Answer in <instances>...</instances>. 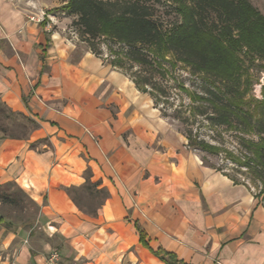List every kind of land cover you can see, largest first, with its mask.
<instances>
[{"label": "crops", "instance_id": "obj_1", "mask_svg": "<svg viewBox=\"0 0 264 264\" xmlns=\"http://www.w3.org/2000/svg\"><path fill=\"white\" fill-rule=\"evenodd\" d=\"M28 17L0 0V101L36 124L25 138L0 136V186L14 183L40 208L41 232L6 231L0 264H44L56 249L68 264H165L136 227L185 264H264L262 203L204 165L63 23ZM86 172L107 192L94 214L67 192Z\"/></svg>", "mask_w": 264, "mask_h": 264}, {"label": "trees", "instance_id": "obj_2", "mask_svg": "<svg viewBox=\"0 0 264 264\" xmlns=\"http://www.w3.org/2000/svg\"><path fill=\"white\" fill-rule=\"evenodd\" d=\"M170 2L180 20L171 26L155 19L154 8L143 0H67L59 11L74 17L72 26L80 42L96 57L124 73L139 92L149 95L155 108L161 106L163 116L172 107L168 103L170 88L162 84L168 74L182 67L189 75L200 78L203 83L196 92L178 86L191 102L192 116L204 118L212 127L260 137L258 142L238 138V145L247 155L240 165L250 171L254 182L262 184L263 193L264 82L261 98L256 100L250 95L249 79L250 71L264 73V15L248 0ZM102 45L106 46L109 60L103 56ZM173 112L175 119L187 123L186 118H181L180 110ZM0 113H6V119L23 122L24 127L29 124L30 131L36 127L32 119L12 112L1 101ZM0 132L2 138H12L4 137L3 128ZM185 139L189 149L217 151L190 131L186 132ZM202 162L206 165L203 159ZM11 185L16 186L14 183L0 186V204L16 203L15 192L3 190ZM242 185L249 190L246 184ZM83 188L95 197L107 196L104 189L98 190L89 182V175L83 186L69 188L67 192L73 199L72 192ZM17 191L23 193L19 187ZM254 198L258 197L254 195ZM0 224L6 230L11 226L1 218ZM136 229L141 244L161 262L185 264L171 253L149 248L145 234Z\"/></svg>", "mask_w": 264, "mask_h": 264}, {"label": "rangeland", "instance_id": "obj_3", "mask_svg": "<svg viewBox=\"0 0 264 264\" xmlns=\"http://www.w3.org/2000/svg\"><path fill=\"white\" fill-rule=\"evenodd\" d=\"M16 6V8L24 9L28 12V20L33 23H45L52 22L63 23V29H61L64 37L73 38L82 47L86 45L80 42V37L72 26L74 17L68 13L60 12V8L66 3L67 0H9ZM148 5L154 8L155 19L160 21L164 26H171L178 23L179 17L175 12V7L170 0H143ZM256 9H258L264 15V0H248ZM31 18L39 20V22L31 21ZM101 50L104 58H111L107 52L106 46L102 45ZM250 79L252 83V89L250 95L259 100L261 98V87L264 82V73H256L250 71ZM203 81L200 78L191 76L188 71L182 67L168 74L165 81L162 82L163 86L170 88V98L168 103L172 104L171 109L166 111V116L162 115L161 106L154 107L159 112V117L169 124L172 129L185 137L186 132L190 131L192 136L197 137L198 140H203L209 145L215 146L217 151L215 153H208L199 149L190 148V150L196 153L207 167H210L224 175L237 180L239 183L246 184L249 187V191L258 198L257 200L264 206V192H262V184L254 182L252 174L246 168L240 164L244 162V157L247 156L242 147L238 145V138H244L246 141L258 142L260 139L257 135H240L234 130H225L224 128H217L210 126L207 121L202 117H193L190 111V100L188 96L178 88L179 85H183L188 91L196 92L199 89L200 84ZM147 99L149 95L144 94ZM153 103V101H152ZM173 110H180L181 118H186L187 123L174 118ZM5 114L0 113V128L5 130L4 137H26L29 133L28 127H24V123L18 121H12V119H6ZM24 125V126H23ZM0 135L1 134L0 132ZM69 161V160H68ZM87 177V174L84 175ZM78 181V180H77ZM9 193L16 194V203L14 205L0 204V218L3 222H8L11 226L6 230L3 224H0V258L5 256L4 251L1 249V241L7 234L6 231L15 229L17 231H36L41 232L40 228V208L34 204L25 194L18 192L17 187L14 185L8 186L3 189ZM73 199L75 200L78 208L88 214H94L99 206L101 197H95L91 192L83 189H75L72 192ZM22 234V233H21ZM17 237L15 241L17 242ZM36 242H38L36 240ZM37 244V243H35ZM58 252L59 250L56 249ZM62 264H68L65 259H62Z\"/></svg>", "mask_w": 264, "mask_h": 264}, {"label": "built area", "instance_id": "obj_4", "mask_svg": "<svg viewBox=\"0 0 264 264\" xmlns=\"http://www.w3.org/2000/svg\"><path fill=\"white\" fill-rule=\"evenodd\" d=\"M34 18H31V21H34ZM39 22V20H35ZM44 264H62V258L60 253L57 250H51L44 258Z\"/></svg>", "mask_w": 264, "mask_h": 264}]
</instances>
